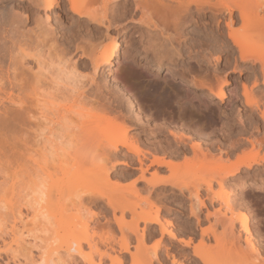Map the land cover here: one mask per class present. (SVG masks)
Segmentation results:
<instances>
[{"label": "bare ground", "instance_id": "obj_1", "mask_svg": "<svg viewBox=\"0 0 264 264\" xmlns=\"http://www.w3.org/2000/svg\"><path fill=\"white\" fill-rule=\"evenodd\" d=\"M17 1L28 2L20 13L26 20L27 8L44 12L42 20L51 36L46 39L47 51L50 56L72 58L68 62L73 71L59 70L51 77L43 74V80L23 65L6 84L0 80V135L10 151L17 149L19 155L10 163L19 171L9 177L0 139V259L6 254L17 260L22 255L28 264H186L190 259L193 264H264V245L256 241L248 218L235 215L233 187L234 181L249 178L252 182L247 186L264 189V54L253 51L255 44L264 46V0H64L63 13H72L71 25L58 33L50 20L56 6L62 9L59 0ZM99 2L102 12L93 8ZM138 14L142 24L135 26L141 34L138 55L144 64L132 55L123 56L124 63L129 68L142 66L145 75L165 68L172 79L190 83L182 98L188 107L210 115L213 109L220 112L226 102V71L219 77L216 69L212 82L192 75L187 63L210 60L208 51L213 48L218 53L216 64L223 62L221 54L227 51L226 65L239 75H253L251 85L242 86L247 111L236 119L238 137L230 138L232 130L225 122L220 138L212 137L213 141L193 126L180 134L173 115L167 123L149 125L151 117L124 85L97 83V77L111 72L118 62V38L127 35L130 21ZM13 15L19 17V13ZM189 23L203 31L207 41H182V28ZM97 29H105L107 43L100 41ZM233 49L238 55L230 52ZM79 67L92 70L89 91L77 89ZM7 86L17 90L18 96L7 95ZM197 90L203 93L197 96ZM122 95L132 114L122 108ZM211 100H216L214 108ZM147 133L158 135L146 143L142 135ZM194 136L201 140L192 142ZM248 147L250 154L231 162L235 151ZM60 153L73 157L72 177L62 167L61 176L51 168L50 157ZM35 156L41 160H33ZM181 159H185L184 168ZM118 168L132 170L122 171L121 178L135 179L124 193L112 197L96 184L109 182ZM18 198L25 201L26 217ZM171 198L190 221L175 227L168 218ZM100 203L112 210L117 233L111 219L105 218L108 231L99 234L98 215L88 217ZM41 218L44 221L39 223ZM191 221L200 230V244L192 258L187 253L191 241L178 238V233L195 236L187 229ZM203 222L207 227H202ZM44 226L49 236L34 237L35 246L28 248L25 233ZM148 235L159 236L153 250L146 248ZM52 239L61 240L58 248H48ZM176 240L181 244L179 252L172 251ZM211 243L215 250L203 251Z\"/></svg>", "mask_w": 264, "mask_h": 264}, {"label": "rangeland", "instance_id": "obj_2", "mask_svg": "<svg viewBox=\"0 0 264 264\" xmlns=\"http://www.w3.org/2000/svg\"><path fill=\"white\" fill-rule=\"evenodd\" d=\"M59 3L61 4L62 9H58L56 6L53 10V13H51L50 20L51 26H53L52 29L55 31V33H58L66 24L68 26L71 25L72 13L64 14L63 9L65 8V2L64 0H59ZM27 4V1L18 2L17 0H0V80L3 79V82L5 84L8 82V79H13V75L17 73L19 69V72L21 71V66L23 65V67H26L27 69H32V73H36L35 75H37L41 79L45 78L43 74L47 77H51V74L53 76H56V74L59 73V70H63L65 74L73 71L72 62H68V60L72 58H70L69 56H56L55 54H52L50 56L49 52L47 51L48 48H46V39H49L51 36H49L48 31H46V23H43L44 20H42L44 12L41 10H37L36 8H27V20L20 14L25 11ZM93 8L99 12H102V5L100 2L95 4ZM57 12H59L58 15ZM15 13H19V17H14L13 14ZM139 19L140 15L138 14L136 17H134L133 21H130L129 24L131 25L126 30L127 35H122L118 38V62L113 65L111 72L106 71L105 74L97 77V83L103 85L104 83L116 84L118 82L120 85L122 84L121 86L124 85L129 91V96H131L132 99L136 101V105L142 110V112H144L145 115L151 117L152 120L149 121V125H161L167 123L170 121L169 118L172 117L171 115H173V119L175 120V124L179 128L178 131L180 134H182L184 130H187V126L188 128L193 126L205 133V135H203L205 137L202 136L203 138H207V140L209 138V141H213L214 139H212V137L220 138L222 124L225 122L229 124L232 130V135L230 138L233 140L238 137L239 130L236 119L238 118L239 113L245 114V112L247 111L245 107V101L242 96V86L244 84L250 86L253 81V75L250 72H244L243 75H239L238 73L233 71V68L230 65H226V58L229 56L227 51L221 54V56L223 57V62H219L216 64L214 60L217 59L218 53L215 52L216 48H213L208 51L210 60H204L199 64H197L195 61H187V63H190L191 65V67L189 66V70L192 75L200 78L202 77L203 79L212 82L216 79V69H218L217 71L219 74H221V71H226L229 80V86H227L226 88V102L219 108L221 113L218 110L216 111L213 109V112L215 113H211L210 115H208L206 111H199L197 108L188 107V105L184 104L185 101H183L182 98L184 97L185 91H189V89H191L192 85L190 83H184V81H182L180 77L172 79V77L166 75L168 71L165 68L155 70L153 75H150L148 73V76L145 75L146 70L140 68L142 66H139L137 68H129L126 66L127 63H124L123 56L130 58L132 55L142 61L139 63L144 64V60L140 55H138V52L142 47L140 41L141 34L140 29L135 26L142 25L139 24ZM97 30V34L100 37L102 36L100 41L103 40L104 43H107L108 37L106 36L105 29H102V31H99V29ZM223 30L226 32V29L223 28ZM110 33L114 32L111 31ZM180 37L182 41H207L205 33L203 31L194 30V27L190 23L186 24L182 28ZM259 45L260 44H255V47L253 49L254 53L264 54V46L259 47ZM230 52L233 53L236 52V50L233 49ZM236 54L238 55L237 52ZM77 63L79 66L81 64V60L77 61ZM76 74L77 80L79 82L76 83L79 86L77 87V89L79 91H89L90 87L87 84L89 78L92 75V70L90 68L84 70L82 69V67H79ZM222 75L223 74L219 75V77H222ZM5 93L7 95L13 94V96H18V91L15 89L10 90L8 86L5 89ZM202 93L203 91L197 90L196 95L200 96ZM235 95L239 96L238 100H235ZM122 97L124 98L122 108L125 109V111L131 113V110L125 105V96L122 95ZM211 101L213 106L216 100ZM255 117L257 116L255 115ZM145 118L146 117H142L141 120L143 119V122H146L147 119ZM157 135L158 134L150 136L149 133H147L145 135H142V138L145 142L148 141L149 143H151ZM1 137L3 138V140L5 139L0 135L1 140ZM241 137H244V135H241ZM198 140L200 141L201 137L194 136L192 138V142L198 143ZM4 142L5 141H3L2 143L0 141V143L3 144V147L5 145V173L9 174L10 177L11 172L16 171V169L17 171H19V168H17L16 164H10L12 163V161L18 160L19 155L17 154V149H13V151H10V145L6 144L8 142ZM226 142L230 143L231 140L227 139ZM251 150V147L238 149L231 155V162L237 161L238 158L246 157L251 153ZM72 158L73 157L70 155L66 156L61 153L59 155H52L50 157L51 168L56 169L60 174L59 176L62 175L63 168L68 173V178L72 177L75 172V168H73ZM32 159H36L37 161L41 160V158H39L38 156H35ZM179 163L183 165V168L186 167L185 159H181ZM189 163L192 164L193 161L190 159ZM122 171L132 172V170L129 168H118L117 172L111 176V180L109 182L99 181L96 184V187L101 192L111 195L112 197H116L121 193H124L126 186H128L135 179V177L126 179L121 178L120 174L122 173ZM249 182H252V180H250L249 178L245 179V182H243L241 179L233 182L235 195L234 199L237 204L234 212L237 217L245 215L248 218L250 228L254 237L256 238V241L264 245V189H260L258 185L256 186L257 188L247 186V183ZM7 198V201L11 199L10 197ZM17 201L18 204L23 207L24 216L27 215L25 201H23L22 198H18ZM168 206L171 209V215H169L168 218L173 222L175 227H177L178 224H185L187 221H190L187 219L186 214L181 213V208L174 199L171 198L168 200ZM97 207L91 208L92 212L87 213V215H89L88 217H91L93 213L98 215V217L95 219V222L97 221V219H100V225L97 229L99 234L108 231V228L105 226V218L107 220L111 219L113 230L118 231L116 225L113 222L112 210L110 208H106L105 204L103 203L98 204ZM210 210H212V208ZM7 212L9 213L8 209ZM24 219L26 220V218ZM40 221L44 220H42L41 218L40 220H38V222L40 223ZM19 226L21 228L22 224H19ZM188 226L190 228L188 227L187 229H190L193 233H195V236L183 235L178 233V238L185 239V241H191V247L187 249V253L191 255L194 249L200 244V230L195 227L192 221ZM202 227H207V223L203 222ZM47 228L48 227L44 226V228H42L41 230H35L31 234L25 233V241H28L29 243H26L28 244L27 247L30 248L32 246H35V242L33 241V239H35L36 237L47 238L49 234L43 232V230H47ZM59 240L52 239L49 242L48 248H58L61 244V240ZM158 240V235L151 238L148 235L146 248L148 250H153ZM38 242L40 241L38 240ZM133 244L135 245L134 240ZM174 247L175 248L172 251H181V244L178 240L175 241ZM214 250L215 246L213 243L207 245L203 249V251L205 252H211ZM32 251L34 255L38 254V250H36V248H33ZM23 253L27 252L24 251ZM190 257L192 258V255ZM17 258L19 259H14V257L11 255L6 256V254H2L0 264H28V261H26L24 256L20 255L17 256ZM185 263L193 264L192 259ZM128 264L136 263H132L131 261H129Z\"/></svg>", "mask_w": 264, "mask_h": 264}]
</instances>
